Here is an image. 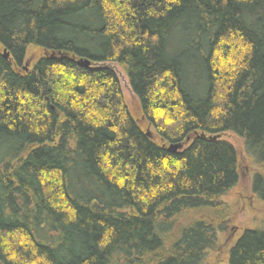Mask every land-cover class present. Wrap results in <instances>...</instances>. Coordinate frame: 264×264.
<instances>
[{"label": "trees", "instance_id": "16d2710c", "mask_svg": "<svg viewBox=\"0 0 264 264\" xmlns=\"http://www.w3.org/2000/svg\"><path fill=\"white\" fill-rule=\"evenodd\" d=\"M226 133L264 168V0H0V264H203L239 183ZM228 264H264V226Z\"/></svg>", "mask_w": 264, "mask_h": 264}, {"label": "rangeland", "instance_id": "374dc122", "mask_svg": "<svg viewBox=\"0 0 264 264\" xmlns=\"http://www.w3.org/2000/svg\"><path fill=\"white\" fill-rule=\"evenodd\" d=\"M38 53L30 49L24 64L30 70L37 59ZM117 74L122 87L125 102L131 112L146 132H151L157 140L154 128L143 119L140 112L139 100L134 94L124 68L118 64H106ZM222 140L229 142L237 151L239 160V183L237 187L226 195L222 202L227 205L228 219L225 228L217 234L216 242L203 264H228V256L232 247L248 229L264 226V202L256 199L252 194V178L256 173H264V168L256 165L254 159L247 153L244 142L232 133H226Z\"/></svg>", "mask_w": 264, "mask_h": 264}, {"label": "water", "instance_id": "95a60500", "mask_svg": "<svg viewBox=\"0 0 264 264\" xmlns=\"http://www.w3.org/2000/svg\"><path fill=\"white\" fill-rule=\"evenodd\" d=\"M4 57L5 58H9L10 57V54L7 52V51H4ZM82 65L86 66V67H89L91 65L90 61H83L81 63ZM148 136H151V134L149 133ZM220 137H213L211 138L212 140H217L219 139ZM182 145H172L168 148V151H171V152H177L178 150L182 149Z\"/></svg>", "mask_w": 264, "mask_h": 264}]
</instances>
